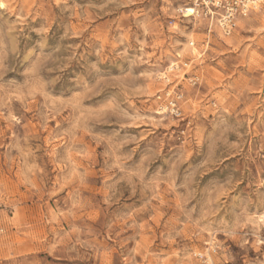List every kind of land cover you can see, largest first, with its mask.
I'll return each instance as SVG.
<instances>
[{"label":"rangeland","instance_id":"374dc122","mask_svg":"<svg viewBox=\"0 0 264 264\" xmlns=\"http://www.w3.org/2000/svg\"><path fill=\"white\" fill-rule=\"evenodd\" d=\"M192 2L0 0L1 264H264V6Z\"/></svg>","mask_w":264,"mask_h":264},{"label":"built area","instance_id":"2783aa9c","mask_svg":"<svg viewBox=\"0 0 264 264\" xmlns=\"http://www.w3.org/2000/svg\"><path fill=\"white\" fill-rule=\"evenodd\" d=\"M262 6L264 0H193L192 16L203 18L209 26L214 25L224 36H229L237 28L239 20ZM180 98L181 95L177 94L168 100L165 108L171 115H178L177 104Z\"/></svg>","mask_w":264,"mask_h":264},{"label":"bare ground","instance_id":"6f19581e","mask_svg":"<svg viewBox=\"0 0 264 264\" xmlns=\"http://www.w3.org/2000/svg\"><path fill=\"white\" fill-rule=\"evenodd\" d=\"M185 11H186V13H187L188 15H190V14L193 13V9H192V8H187Z\"/></svg>","mask_w":264,"mask_h":264}]
</instances>
